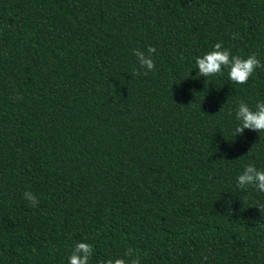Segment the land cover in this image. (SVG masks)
<instances>
[{
    "label": "trees",
    "instance_id": "trees-1",
    "mask_svg": "<svg viewBox=\"0 0 264 264\" xmlns=\"http://www.w3.org/2000/svg\"><path fill=\"white\" fill-rule=\"evenodd\" d=\"M216 43L264 64V0H0V264H68L82 241L89 264H264V192L237 187L264 132L232 135L264 68L201 77Z\"/></svg>",
    "mask_w": 264,
    "mask_h": 264
},
{
    "label": "clouds",
    "instance_id": "clouds-1",
    "mask_svg": "<svg viewBox=\"0 0 264 264\" xmlns=\"http://www.w3.org/2000/svg\"><path fill=\"white\" fill-rule=\"evenodd\" d=\"M237 37L238 34L232 35V39ZM156 52V48L151 45L146 50H134L139 69H134L132 75H141L140 69H144L142 74L145 76L154 71L156 65L153 55ZM195 65L199 75L204 78L223 75L224 70L227 69L228 78L233 83L240 85L247 84L257 68H264V64L261 63L256 54H249L246 57L233 55L222 43H216L213 50L203 56L195 57ZM235 119L238 124L232 133L234 137L243 135L245 129L258 133L264 132V101L257 102L254 110L247 103L241 101L235 112ZM237 187L245 191L254 188L259 192H264V170L257 169L254 163H248L237 177ZM23 198L29 202L31 207L39 205L38 198L31 191H25ZM258 208L264 209V205H259ZM92 255L93 245L91 243L77 242L68 258V264H89ZM124 255L129 258L134 257L135 250L129 248ZM101 264H140V261L138 258L109 257L101 261Z\"/></svg>",
    "mask_w": 264,
    "mask_h": 264
}]
</instances>
